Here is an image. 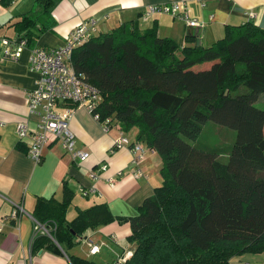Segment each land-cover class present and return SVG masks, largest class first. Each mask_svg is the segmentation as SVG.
I'll return each mask as SVG.
<instances>
[{"label":"trees","instance_id":"1","mask_svg":"<svg viewBox=\"0 0 264 264\" xmlns=\"http://www.w3.org/2000/svg\"><path fill=\"white\" fill-rule=\"evenodd\" d=\"M36 2L39 13L8 25L27 44L48 29L57 0ZM185 40L160 36L156 23L140 29L129 20L71 52L74 70L100 92V119L125 132L136 127L137 141L162 161L161 184L134 214L118 218L130 225L132 253L123 264H228L235 254L264 251V109L254 105L264 95V28L246 21L225 25L207 46ZM209 120L235 130L231 146L198 148L185 140H195ZM72 198L64 183L60 200L36 199L33 216L50 235L36 234L33 251H55V241L67 253L86 230L116 219L99 203L68 221ZM68 260L97 264L71 254Z\"/></svg>","mask_w":264,"mask_h":264},{"label":"crops","instance_id":"2","mask_svg":"<svg viewBox=\"0 0 264 264\" xmlns=\"http://www.w3.org/2000/svg\"><path fill=\"white\" fill-rule=\"evenodd\" d=\"M173 2L183 3L189 17L197 19L200 26L190 27L184 19L164 12L148 18L142 15L147 5ZM41 9L36 0H13L6 7L0 5V39L17 38L14 28L8 27L11 21L22 13H39ZM249 11L254 17L247 15ZM89 18L97 20L99 33L108 32L124 21L136 20L140 29L156 23L160 36L188 44L185 40L188 35L194 37L193 42L207 46L222 37L228 24L252 21L264 28V0H57L46 22L48 29L26 43L17 59H0V264H70L68 254L97 264H111L132 251L126 239L130 225L118 218L134 214L162 182L161 158L145 142H139L145 148V155L138 164L132 163L133 156L127 146L109 152L118 136L124 135L129 143L137 141L136 127L125 132L117 122L110 121L104 130L81 105H75L68 126L74 133L76 148L86 153L84 159L73 161L59 142H52L36 163L27 156L26 145L18 140L17 124L26 122L34 127L36 121L27 111V92L35 87L38 77L28 67L30 48L63 44L68 33ZM103 162L107 167L99 170ZM136 169L142 172L141 176H133ZM90 171L97 177L91 178ZM64 183L73 192L66 209L68 221L79 210L99 203H106L116 219L86 230L67 253L53 239L59 247L57 250L33 251L36 199L53 196L60 200ZM92 246L97 247L96 252L91 251ZM228 264H264V251L235 254Z\"/></svg>","mask_w":264,"mask_h":264},{"label":"built area","instance_id":"3","mask_svg":"<svg viewBox=\"0 0 264 264\" xmlns=\"http://www.w3.org/2000/svg\"><path fill=\"white\" fill-rule=\"evenodd\" d=\"M157 12L180 17L190 27L200 26L197 19L189 17L181 2L147 5L142 15L148 18ZM247 15L250 18L254 17V13L250 11ZM96 33L97 20L89 18L80 21L65 37L63 44L50 48L38 46L30 48L28 67L36 72L38 77L35 87L27 92V111L36 121L34 127H29L26 122H19L16 132L18 140L26 145L27 156L36 163L41 161L44 148L52 142H59L73 161L78 162L85 158L86 153L76 148L74 133L68 126L75 105L85 107L94 119L101 123L104 130L109 127V119L101 120L96 111L102 100L99 90L89 83L82 73L74 70L70 59L72 50L87 42ZM24 46H26L24 38H2L0 59H17ZM125 146L133 156L132 163L138 164L145 155V148L138 141L129 143L124 135L114 139L109 152ZM149 150L155 151L152 148ZM106 167L107 164L103 162L99 164L98 169L105 170ZM89 175L91 178L97 177L93 171H90ZM141 175L139 169L133 172L134 177ZM85 193L83 191V194ZM34 227L37 229L34 236L40 230L50 235L48 228L36 220ZM91 251L96 252L97 247L92 246ZM131 253L132 251L124 253L111 264H123Z\"/></svg>","mask_w":264,"mask_h":264},{"label":"rangeland","instance_id":"4","mask_svg":"<svg viewBox=\"0 0 264 264\" xmlns=\"http://www.w3.org/2000/svg\"><path fill=\"white\" fill-rule=\"evenodd\" d=\"M10 30V28H6V30ZM11 31L8 32H12ZM99 32H97V35ZM202 65H197L196 68H201ZM255 107L264 109V95L261 94L257 101L254 103ZM235 130L220 125L217 122L212 120L207 121L202 128L201 133L195 140L185 139L189 144L196 146L198 148H210V147H220V148H228L233 144L235 140ZM263 134H264V126H263ZM104 225V224H103Z\"/></svg>","mask_w":264,"mask_h":264},{"label":"water","instance_id":"5","mask_svg":"<svg viewBox=\"0 0 264 264\" xmlns=\"http://www.w3.org/2000/svg\"><path fill=\"white\" fill-rule=\"evenodd\" d=\"M0 48H1V39H0Z\"/></svg>","mask_w":264,"mask_h":264}]
</instances>
